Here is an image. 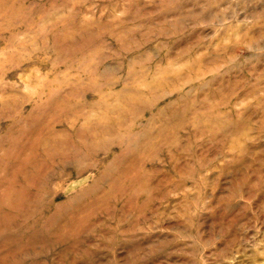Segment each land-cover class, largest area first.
<instances>
[{"label": "rangeland", "instance_id": "1", "mask_svg": "<svg viewBox=\"0 0 264 264\" xmlns=\"http://www.w3.org/2000/svg\"><path fill=\"white\" fill-rule=\"evenodd\" d=\"M0 264H264V0H0Z\"/></svg>", "mask_w": 264, "mask_h": 264}]
</instances>
